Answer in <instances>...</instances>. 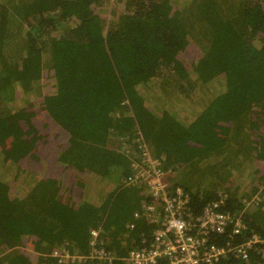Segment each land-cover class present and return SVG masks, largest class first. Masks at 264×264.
Returning <instances> with one entry per match:
<instances>
[{
    "label": "trees",
    "instance_id": "obj_1",
    "mask_svg": "<svg viewBox=\"0 0 264 264\" xmlns=\"http://www.w3.org/2000/svg\"><path fill=\"white\" fill-rule=\"evenodd\" d=\"M44 70L52 88L42 95ZM24 89L69 139L39 165L22 162ZM258 114L264 0H0V264H52L48 254L65 242L88 253L93 229L116 254L112 264H128V251L157 228L145 206L161 210L144 183H126L140 158L137 133L164 159V196L182 190L198 216L223 202L231 225L242 223L209 243L264 239ZM217 122L222 143L213 145L205 135ZM214 264L257 256L229 253Z\"/></svg>",
    "mask_w": 264,
    "mask_h": 264
},
{
    "label": "built area",
    "instance_id": "obj_2",
    "mask_svg": "<svg viewBox=\"0 0 264 264\" xmlns=\"http://www.w3.org/2000/svg\"><path fill=\"white\" fill-rule=\"evenodd\" d=\"M140 158L131 162L133 175L126 183H144L152 196L159 200L160 212L155 213L156 204L145 206L147 218L157 224L148 244L128 251L125 261L128 264H214L229 253L247 260L251 254L257 256V264H264V239L252 235L249 241L232 244L230 241L218 246L209 243L211 233L224 234L231 226V235L239 234L242 223L228 219L221 211L220 201L208 203L200 216L194 215L188 207L189 196L175 189L164 196L165 175L162 171V155L152 154L143 141L137 138ZM137 216V214H134ZM133 225H129L132 229ZM105 239L98 230H90L87 242L88 253L78 254L69 250V243L54 249L48 254L52 264H90L104 262L112 264L116 259L114 251L105 249ZM107 242V241H106ZM255 243L258 247H255Z\"/></svg>",
    "mask_w": 264,
    "mask_h": 264
},
{
    "label": "rangeland",
    "instance_id": "obj_3",
    "mask_svg": "<svg viewBox=\"0 0 264 264\" xmlns=\"http://www.w3.org/2000/svg\"><path fill=\"white\" fill-rule=\"evenodd\" d=\"M112 1V0H111ZM111 13H113V10H110ZM191 53V52H190ZM183 56L184 60L188 57V55L185 53ZM42 85V95L49 92L52 88L51 86V72L44 70L43 72H40V78ZM23 97L22 103L24 105V108L31 111V115L28 117H25L21 123L22 126V132L19 134L21 142L26 147V156L22 157V162L26 161L30 165H39L44 160H52V157H54L55 151H58L61 149L63 145H65L69 139L68 137L57 127H53V125L50 124L48 118L46 116H43L41 111V97L38 98H27L28 91L23 90ZM255 114L253 116H257V111H255ZM22 119V118H21ZM221 125V124H220ZM225 127H227L225 125ZM220 126L217 122L206 134V138H213L214 141L213 145H217L218 143H222V137L220 134ZM251 135L254 140L259 142L260 144H263L261 141V138L264 139V115L258 114V117L255 119V125L252 127ZM221 139V140H220ZM187 142V140H185ZM1 143V142H0ZM7 153L9 152V149L14 150L12 140L4 141L1 144ZM183 147V146H182ZM28 148V149H27ZM184 148V147H183ZM164 155H167V152H163ZM21 157V156H19ZM171 158V157H170ZM172 160V158H171ZM52 172H55L54 170ZM256 196H253L250 201H254ZM113 239L112 237H109V240ZM29 241V240H27ZM24 245L31 246L30 242H26ZM28 249L27 247H24L23 250Z\"/></svg>",
    "mask_w": 264,
    "mask_h": 264
},
{
    "label": "clouds",
    "instance_id": "obj_4",
    "mask_svg": "<svg viewBox=\"0 0 264 264\" xmlns=\"http://www.w3.org/2000/svg\"><path fill=\"white\" fill-rule=\"evenodd\" d=\"M140 138L141 139V136H140V133H137L136 134V138H135V141H136V145H137V147H138V143H137V138ZM142 140V139H141ZM144 143V142H143ZM145 144V143H144ZM146 145V144H145ZM256 199V198H255ZM220 205H221V207L223 206V202H221L220 203ZM222 211V210H221ZM225 215H229L227 212H224V211H222ZM51 261V260H50Z\"/></svg>",
    "mask_w": 264,
    "mask_h": 264
}]
</instances>
